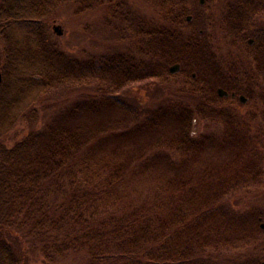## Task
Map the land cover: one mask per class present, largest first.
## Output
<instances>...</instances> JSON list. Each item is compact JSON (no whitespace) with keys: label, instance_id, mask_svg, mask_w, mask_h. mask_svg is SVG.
I'll list each match as a JSON object with an SVG mask.
<instances>
[{"label":"trees","instance_id":"1","mask_svg":"<svg viewBox=\"0 0 264 264\" xmlns=\"http://www.w3.org/2000/svg\"><path fill=\"white\" fill-rule=\"evenodd\" d=\"M71 1L0 0V264L73 255L88 264H264L259 213L232 199L264 185V114L248 120L226 104L235 94L257 105L259 91L225 78L241 71L227 72L216 34L191 30L190 0H161L158 17H127L120 32L132 48L90 60L49 34L48 18ZM261 15L264 0H235L223 23L229 38L264 56ZM175 79L177 94L191 99L164 98L143 112L140 98L125 95L135 84ZM66 88L89 91L8 147L4 139L28 113L39 118L37 106ZM196 123L225 130L198 133ZM140 136L149 142L136 162L112 145ZM227 146L230 162L198 163Z\"/></svg>","mask_w":264,"mask_h":264},{"label":"rangeland","instance_id":"2","mask_svg":"<svg viewBox=\"0 0 264 264\" xmlns=\"http://www.w3.org/2000/svg\"><path fill=\"white\" fill-rule=\"evenodd\" d=\"M161 0H74L64 4L54 16L49 17L47 26L50 36L56 42L60 49L67 54L77 57L81 60H90L92 58H99L105 55H115L117 53L126 51L132 48L130 41L124 39L120 27L123 23L128 26L129 20L127 17L134 15L135 17H158V9L156 3ZM176 2V0H174ZM235 0H190L187 2L189 14L187 20L189 21L191 30L204 27L208 33L216 34L218 44L216 47H222L220 56L225 57L228 68L227 72L232 71L233 68H238L241 76L255 75L256 63L260 68L261 79L264 78V56L257 55L254 52L251 41L237 43L233 38H229L227 32V22H224L223 15L227 13L228 7ZM117 7L120 8L117 10ZM197 19H196V17ZM195 17V19H194ZM125 19V20H124ZM122 20V21H121ZM124 20V21H123ZM257 27L264 30V15L257 19ZM222 23V24H221ZM61 28L62 35H58L55 27ZM190 30V29H189ZM221 43V44H220ZM232 43V44H230ZM220 44V46H219ZM230 44V45H229ZM235 65V67L233 66ZM180 71L178 64H172L168 67ZM235 71V70H233ZM174 72L172 74H175ZM181 79V78H180ZM169 80L167 83L159 81H146L139 84L132 85L125 91L128 99L134 101L136 97L140 98L141 103L137 102L141 111H145V107L154 103H161L164 98H180L185 99L189 96L177 94L179 81L175 79ZM264 87V82H263ZM261 89V87H260ZM88 89H80L79 91H72V89H61L53 92L47 99L43 100L36 108L39 118H32L31 113H28L26 118L21 121L14 131L8 135L4 142L10 146H14L17 142L24 139L31 130L42 127L48 121L50 122L53 116L55 117L60 112L65 111L70 105L76 101L82 100L87 94ZM224 90L220 89L219 94L222 96ZM257 105L252 102L241 105L237 101L228 100L226 103L230 111H238V114L245 119L251 120L253 115L264 114V96L259 92L256 93ZM177 96V97H174ZM187 96V97H186ZM191 99V97H189ZM234 102H237L234 104ZM117 114V113H116ZM254 126H263L262 120ZM131 125V124H130ZM132 126V125H131ZM224 126L218 127L213 124L196 123L194 126L195 132H221L223 133ZM141 137V138H140ZM132 137L127 142H114L112 145L120 147V150L127 149L126 157L131 161H138L137 149L141 145L145 146L149 142L147 137ZM235 152L232 148L226 147L223 150L217 147L212 148L198 163H224L230 162L234 159ZM198 167L195 165V170ZM152 190L149 187V191ZM233 203L243 213H250L258 211L259 216L257 220L264 228V185H254L243 189L239 194L233 196ZM240 250V249H239ZM243 250V248H241ZM87 257L83 255H73L68 259L61 261L59 264H88ZM30 264H46L42 260L32 258Z\"/></svg>","mask_w":264,"mask_h":264},{"label":"flooded vegetation","instance_id":"3","mask_svg":"<svg viewBox=\"0 0 264 264\" xmlns=\"http://www.w3.org/2000/svg\"><path fill=\"white\" fill-rule=\"evenodd\" d=\"M256 70L257 71H254L255 72V75H251V76H239V77H233V76L228 75L225 78H227V80H230V81L237 80L239 82L242 81V82L248 83V85L246 86V88H248L249 90H251V92H253V94H255L256 91H259L260 90L259 83L264 82V78L261 79V76H260V68L258 67V64L257 63H256ZM174 72H177V69L176 70L171 69V73H174ZM255 84H258V85H255ZM224 92L225 93L222 96L227 97V98L230 97V93L228 92V90L227 91H224ZM255 95H257V94H255ZM254 98L257 101L256 96ZM233 101H237L241 105H243V104L245 105L246 103L251 102V99H250V97H247L245 95L235 96V94H234V100ZM237 102H234V104H236Z\"/></svg>","mask_w":264,"mask_h":264},{"label":"water","instance_id":"4","mask_svg":"<svg viewBox=\"0 0 264 264\" xmlns=\"http://www.w3.org/2000/svg\"><path fill=\"white\" fill-rule=\"evenodd\" d=\"M55 31L58 33V35H62V31H61V28L56 26L55 27ZM2 80H3V75H2V72H1V65H0V85L2 83Z\"/></svg>","mask_w":264,"mask_h":264}]
</instances>
